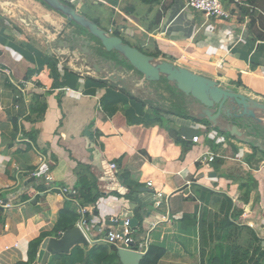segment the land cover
I'll list each match as a JSON object with an SVG mask.
<instances>
[{
    "label": "crops",
    "instance_id": "1",
    "mask_svg": "<svg viewBox=\"0 0 264 264\" xmlns=\"http://www.w3.org/2000/svg\"><path fill=\"white\" fill-rule=\"evenodd\" d=\"M60 1L111 35L116 25L146 55L264 99V0H229L228 20L184 0ZM57 14L37 0H0V200L11 205L0 207V264H40L42 242L78 226L81 211L89 244L45 264H119L103 241L119 225L106 221L137 199L146 208L138 238L150 247L141 264H264V137L255 131L264 124L238 125V138L195 124V102L176 89L168 103L162 91L139 97L142 80L130 92L104 84L59 46L53 25L36 22L62 24ZM182 127L201 129L190 137L198 142ZM41 163L51 182L30 176Z\"/></svg>",
    "mask_w": 264,
    "mask_h": 264
},
{
    "label": "water",
    "instance_id": "2",
    "mask_svg": "<svg viewBox=\"0 0 264 264\" xmlns=\"http://www.w3.org/2000/svg\"><path fill=\"white\" fill-rule=\"evenodd\" d=\"M53 11L61 14L68 23H72L83 30H86L89 37L97 40L105 53H115L120 60L134 71L139 73L144 83H156L164 78L172 84L177 91L186 97L193 99L196 105L197 113L190 115L191 120L203 126L208 124L218 131L228 133L230 136L240 138L242 133L238 130L240 126H251L253 123L264 124V104L259 103L249 97L238 93L230 88L220 87L219 84L209 78L197 75L187 69L177 67L165 60H157L155 57L146 55L141 50L125 43L120 37L108 33L105 29L99 27L95 22L80 14L73 6L65 4L60 0H39ZM73 35L71 39H77ZM89 41H83L80 48L81 54L85 57L92 54ZM59 46H66L69 51L75 52L78 49L75 44L64 45L59 41ZM116 66L115 62L106 61L99 64L94 62L90 69H93L100 81L114 87H119L124 91H134L135 87L130 80L113 73L111 67ZM136 93L141 98L151 99L142 89H136ZM201 129H192L182 127L180 133L187 141L190 137L197 134ZM137 199V197H135ZM134 210L128 211L122 209L119 216L114 221H106L108 226H122L125 221H129L130 227L136 229L139 225V217L144 218L146 208L143 203L137 199L132 201ZM85 232V230H84ZM88 240L81 229L76 226L62 234L58 239H45L38 253V262L45 264L49 255L68 254L76 246H87ZM131 247L133 244L130 245ZM119 264H139L143 255L126 249L116 250Z\"/></svg>",
    "mask_w": 264,
    "mask_h": 264
},
{
    "label": "built area",
    "instance_id": "3",
    "mask_svg": "<svg viewBox=\"0 0 264 264\" xmlns=\"http://www.w3.org/2000/svg\"><path fill=\"white\" fill-rule=\"evenodd\" d=\"M186 3V6L194 10L196 12L202 13L203 15L209 17V18H217L222 20H228L230 19V12L226 8L227 4L229 3V0H184ZM16 88V94L15 99L20 100L24 98L25 96V89L24 87L15 85ZM193 143L198 142V137H193L191 139ZM205 162L207 164L212 163L215 160V156L213 154H209L207 158H204ZM43 163V162H42ZM39 165L36 169L30 172V176L33 179H38L41 182L48 183L52 181V177L48 172L43 171L45 168L42 165ZM111 169H114V166L111 167ZM148 187H150V183L147 184ZM60 195L67 198L70 194V191L67 189H62L58 191ZM156 198V201L154 203L155 208H158L160 206L159 199L162 198V195L160 193L155 194L154 196ZM0 207L1 208H9L11 207L8 203H3L0 200ZM81 221L78 227L81 229L82 233L86 237V233L84 232V226H86V221L84 219V212L81 211ZM137 229V228H136ZM136 229H132L130 227L129 221H125L122 226H119L118 231L109 230L105 237L103 238V241L109 245H111L114 249H126L130 251H134L136 253H139L141 255H145L148 252L149 245L147 237H139V235L136 232ZM88 240V238L86 237ZM133 244L131 247L130 245Z\"/></svg>",
    "mask_w": 264,
    "mask_h": 264
},
{
    "label": "rangeland",
    "instance_id": "4",
    "mask_svg": "<svg viewBox=\"0 0 264 264\" xmlns=\"http://www.w3.org/2000/svg\"><path fill=\"white\" fill-rule=\"evenodd\" d=\"M37 1H39V0H37ZM45 5V4H44ZM72 6V5H71ZM45 8H46V10L49 12V13H51V14H53V16L54 17H57V13L56 12H54L52 9H50L48 6H46L45 5ZM31 9H29L28 8V11L29 12H31L30 11ZM81 14V13H80ZM40 15H38V17H36V22H37V24L38 25H40L41 27H43V28H45V29H50L51 28V25H53L54 26V31L55 32H58V33H61V34H59V37H58V39H60L61 41H66V42H70L71 43V40H70V35L71 36H73V35H77L78 36V38L77 39H74V41L72 40V42L76 45V46H82V41H89V50H93V51H96V53L98 54V55H103V56H105L109 61H111L112 63H114L115 62V64H116V66H114L115 68H117L118 70H123V68H130L127 64H126V62L125 61H123V60H120V57L119 56H117V54H115V53H110V54H107V53H105V51L103 50V48L101 47V45H100V43L97 41V40H95V39H93V38H91V37H89L87 34H83L82 33V31L79 29V28H77L74 24H72V23H68L66 20L65 21H62L61 20V22H62V24H52V22H50V20L49 19H47V18H45L44 17V20L42 19V20H40L39 17ZM31 17V16H30ZM31 19V18H30ZM30 21V20H29ZM32 22L34 23V21L32 20ZM115 26V30H114V36H115V34H117V36L120 34L119 33V31L118 30H116V25H114ZM67 32V33H66ZM66 33V34H65ZM80 39H82V41L81 42H79L80 41ZM122 40H124V39H122ZM125 41V40H124ZM156 55V54H155ZM75 57L77 58V59H80V60H82V61H85V57L84 56H82L81 55V53L80 52H78V51H76V53H75ZM168 62H170V61H168ZM171 63V62H170ZM90 69V68H89ZM91 70V69H90ZM126 70V69H125ZM130 71V70H129ZM129 71L128 72H123V73H125V75H126V77H127V79L128 80H130L131 82H132V84L133 83H137V82H139L140 80H142L143 81V78H142V76L139 74V73H137L136 71H134V70H132L133 71V74H131V73H129ZM143 84H144V86L143 87H141L140 89H142L145 93H149V94H151V95H153V96H158V94H159V92L160 91H162V92H165L166 93V95H167V97L169 98V100H168V103H171L172 101H171V97H172V95H174L175 94V87L172 85V84H170V83H168V82H163L161 85H155L154 83H144V81H143ZM259 103H263L264 104V99L263 98H257L256 99ZM167 101V100H166ZM171 107H172V105H170ZM256 131V134L257 135H259V136H261V137H264V128H258V129H256L255 130ZM139 226V225H138ZM140 230V228H138L137 227V229H136V232H137V234L139 235V231Z\"/></svg>",
    "mask_w": 264,
    "mask_h": 264
},
{
    "label": "flooded vegetation",
    "instance_id": "5",
    "mask_svg": "<svg viewBox=\"0 0 264 264\" xmlns=\"http://www.w3.org/2000/svg\"><path fill=\"white\" fill-rule=\"evenodd\" d=\"M81 41H82V39H80L79 42H81ZM81 43H82V46H83V41H82ZM71 44H73V42H71ZM82 46H76V45H75V47L78 49L77 51L80 52V53H81L80 48H81ZM88 48H89V46H88ZM90 51H93V50H90ZM81 55H82V54H81ZM82 56H84V55H82ZM84 57H85V56H84ZM96 61H99V64H103L104 62L109 61V60H108L105 56H103V55H98V54L96 53V51H93L92 54L88 55V57H85V64H86V66H88L89 68H91V65H92L94 62H96ZM91 70L93 71V69H91Z\"/></svg>",
    "mask_w": 264,
    "mask_h": 264
},
{
    "label": "trees",
    "instance_id": "6",
    "mask_svg": "<svg viewBox=\"0 0 264 264\" xmlns=\"http://www.w3.org/2000/svg\"><path fill=\"white\" fill-rule=\"evenodd\" d=\"M93 22H95L97 25H98V23L96 22V21H93ZM76 26V25H75ZM77 28H79L81 31H82V33L83 34H87L88 35V33H87V31L86 30H83V29H81L80 27H78V26H76ZM115 36H117V34H115ZM92 38V37H91ZM140 50V49H139ZM143 52V51H142ZM144 53V52H143ZM176 89V88H175ZM177 90V89H176ZM150 253V247H149V249H148V252L143 256V258L141 259V261H140V263L139 264H141V262L142 261H144V259H145V257H147L148 256V254ZM20 264H22V263H20Z\"/></svg>",
    "mask_w": 264,
    "mask_h": 264
}]
</instances>
